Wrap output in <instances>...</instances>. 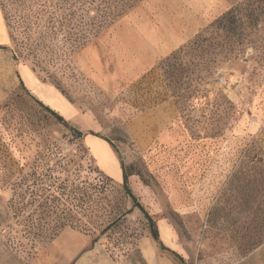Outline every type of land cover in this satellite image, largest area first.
<instances>
[{
    "label": "rangeland",
    "instance_id": "obj_1",
    "mask_svg": "<svg viewBox=\"0 0 264 264\" xmlns=\"http://www.w3.org/2000/svg\"><path fill=\"white\" fill-rule=\"evenodd\" d=\"M21 6L0 0V47L25 43L19 29L10 41L3 18L16 28ZM159 43L160 58L141 73ZM0 54L1 64L5 56L38 82L33 91L18 84L0 92V262L22 264L56 239L25 245L7 206L21 173L53 169V177L101 187L94 217L131 208L122 179L96 164L95 137L131 174L129 187L166 248L134 209L96 243L114 261L217 264L228 254L221 264H230L231 252H264V0H141L83 47L39 66ZM56 96L65 107L52 104ZM145 243L153 252H140Z\"/></svg>",
    "mask_w": 264,
    "mask_h": 264
},
{
    "label": "trees",
    "instance_id": "obj_2",
    "mask_svg": "<svg viewBox=\"0 0 264 264\" xmlns=\"http://www.w3.org/2000/svg\"><path fill=\"white\" fill-rule=\"evenodd\" d=\"M140 1L20 0L21 7L27 12L19 16L16 28L15 24H11V17L5 12L3 18L10 41L14 43L12 33L19 29L25 43L5 45L0 49L9 51L15 62H30L39 66L48 55L56 56L59 51L62 54H70L83 47ZM21 86L23 87L22 83ZM34 101L57 121L63 123L59 114L38 100ZM71 130L77 137L87 134L97 136L90 132L82 134ZM121 169V193L131 201V208L126 211L122 207L114 206L105 216L95 217L92 215L94 211L92 202L96 199L102 200L101 187H91L81 180L70 181L68 176L63 179L53 177L55 171L53 169L48 172L33 170L21 173L12 185L7 206L18 219L25 245L32 249L43 241L55 239L66 228L87 234H93L92 230H97L98 235L92 238L94 244L108 230L115 227L122 217L138 209L147 221L152 239L160 249H166L159 239L154 220L129 187L128 178L131 174L126 172L122 164ZM171 253L178 258L174 252Z\"/></svg>",
    "mask_w": 264,
    "mask_h": 264
},
{
    "label": "crops",
    "instance_id": "obj_3",
    "mask_svg": "<svg viewBox=\"0 0 264 264\" xmlns=\"http://www.w3.org/2000/svg\"><path fill=\"white\" fill-rule=\"evenodd\" d=\"M2 23V17L0 14V42H4L6 40V35L4 34L3 30L4 26ZM174 41L177 40L174 39ZM153 47L158 50V54L155 53L156 55H151V53H148V57L144 59L145 63L143 65L144 67L141 73L152 67L156 60L161 56L160 54L163 48L161 47L160 43L158 45L154 44L152 48ZM1 57L2 56L0 54V92L2 88L6 90H11L21 83L30 91H33L34 88H37L38 82L30 70L24 69L22 72H20L19 76L18 73L13 70L14 66L12 62L9 61L5 56L4 64H1ZM47 89L48 91L50 90L49 88ZM52 104L57 105L56 107H58V105L65 107L66 105V103L58 96H56V99ZM48 105L51 107L50 104ZM89 139L97 143L99 151L100 153H102L100 156H97L95 152L92 153V148L91 146H89L87 138L85 139V143L90 148V152L92 153V155L94 157H97H95L96 160L102 162H96V164L103 172H107V170H112L114 172L115 179L117 181H120L122 179V170L118 158L112 152L109 145L96 137ZM97 242L93 244L92 239H90V237L88 236L81 235L77 232H74L73 230H64L62 233H60L59 236L56 237L55 240H53L49 245H47L46 248H44L41 252L36 254V256L32 257L31 259L22 264H120L119 262L114 261L112 258H110L100 248H98L96 246ZM140 252L153 251L150 244L145 243L140 248ZM227 256L229 255H217V264H221L222 257H224L225 259V257ZM231 257L232 263L230 264H264V252H257V250L255 252H249L248 255L243 256L241 255V252H231ZM0 264L7 263L0 262ZM224 264H227L226 260Z\"/></svg>",
    "mask_w": 264,
    "mask_h": 264
}]
</instances>
